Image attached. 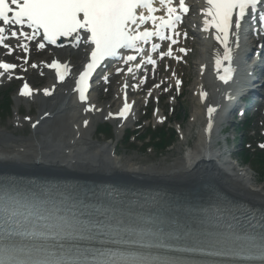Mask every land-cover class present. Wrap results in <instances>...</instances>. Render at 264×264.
<instances>
[{
  "label": "snow or ice",
  "instance_id": "snow-or-ice-1",
  "mask_svg": "<svg viewBox=\"0 0 264 264\" xmlns=\"http://www.w3.org/2000/svg\"><path fill=\"white\" fill-rule=\"evenodd\" d=\"M206 5L202 9L203 30L214 28L215 39L223 46V54L217 57L215 65L218 71L223 69L219 79L228 84L233 79L232 61L234 51L239 48L242 24H255L258 20L264 25V0H206ZM188 11L185 0H179L178 4L175 0H0V46L7 55L17 48L25 53L16 57L21 61L19 65L0 60V77L8 74V79H12V71L27 64L30 53L27 41L39 37L37 48L44 49L46 43L57 45L64 37L72 38L74 47L90 46V60L74 89L81 102L88 100L86 93L93 73L109 58L130 65L129 74L142 70L146 83V65L156 66L157 60L145 54L144 46L150 45L151 53H157L161 45L155 39L170 41L168 50L158 54L161 58L171 57V45H176L181 35L178 25ZM256 31L264 32V28ZM183 35L187 37L186 32ZM230 37H235L234 47ZM12 38L17 40L15 46L7 42ZM179 51L187 52L184 48ZM138 55L141 59L136 62ZM48 67L57 70L60 81L70 71L59 60ZM121 71L117 69L118 73ZM101 79L107 82L108 76ZM128 87L125 83V90ZM154 87L159 88L160 84ZM35 91L38 90L25 82L20 94L31 97ZM53 91L54 88L44 89V95L51 96ZM148 95L151 96V91ZM226 99L231 101L235 97L229 93ZM218 107L207 109L209 133ZM93 109L90 105L86 111ZM131 109L125 91L123 107L109 116L126 119ZM160 119L163 122L165 118ZM84 124L87 126L88 121ZM260 147L264 148V144ZM96 238H103L114 247L68 243ZM186 253L198 254L200 259L188 258L183 255ZM0 264H264V215L256 224L248 220L245 225L211 213L208 228H174L164 225L154 214L129 220L115 214L111 207L101 208L95 214L76 212L70 206L48 201L43 192L25 193L4 177L0 179Z\"/></svg>",
  "mask_w": 264,
  "mask_h": 264
},
{
  "label": "bare ground",
  "instance_id": "bare-ground-1",
  "mask_svg": "<svg viewBox=\"0 0 264 264\" xmlns=\"http://www.w3.org/2000/svg\"><path fill=\"white\" fill-rule=\"evenodd\" d=\"M197 22V21H196ZM246 24V23H244ZM242 24V26L244 25ZM199 28L201 26L197 24ZM203 27L202 32L203 33ZM192 31V35L197 38H191L190 41L182 42L186 47L192 48L193 46H201V36ZM23 41V38H20ZM40 41L38 37L36 40L27 41L30 47L31 59L37 60V57L41 59L35 61L34 64L38 65L33 67L31 65H23L18 67L15 71H12L11 75L15 77L17 71H22L25 77H32L31 75L37 70L41 71L45 76L50 78L48 86H44L38 92H34L31 97H24L19 94L17 103L21 101V98L28 99L27 101H34V104L40 109L38 116L35 118L33 124L34 135L30 139L25 140H10L3 139L4 144H0V174L9 175H36L48 178L59 179H73L89 181L94 184H114L123 187H132L131 189H144L151 191H158L160 193L171 195L179 202L186 205L193 203H200L204 206H208L212 203H228L230 201L246 202L253 208L259 209L264 213V187L262 189H252L253 178H250L247 173H242L237 169L233 163H227L231 174H228L223 169L216 168V165H210V170H203L202 159L206 156L204 153H211L216 147L217 138L214 137L220 129V122L225 118V115L221 113L224 100H226L227 93L230 88L222 89L220 86L216 87V94H211L207 90V86L211 85V81L205 77L200 76L199 82L195 80L196 76L201 75V70L205 69L203 62H193L189 57L184 58L185 63H178L175 60H168L164 64L163 70H158L156 76L161 78L164 74L168 84H175L176 81L183 82L184 78L193 79L190 80V87L184 91V94L190 93L191 98L194 100V106L191 109L193 115L191 126H196L199 121L206 119L207 125L209 123V116L207 109L208 99L214 97V106H219L216 113L213 114L212 120L214 123L213 130L216 129L212 135H207L206 130L202 133L198 132L194 145L190 144V137L185 138V144L189 145L190 150L186 157L177 158L173 164L161 163L159 165H145L138 162H134L133 159L127 160L120 157L117 147H113L108 143L106 146L96 147L91 142L90 134L86 133L85 120H89L91 128L94 127L97 119L103 116L110 117L113 121L122 119L116 115L109 116L108 110L116 109L117 102H121L127 91V97L134 94H140L143 89L152 79L147 78V82L144 80L139 87H134L137 83V79L142 70H136L134 74L127 72V67L123 61L118 60L115 64H110L106 68L110 69L108 74H101L102 76H108L107 82H114V87L111 91V95L107 94V98H113L101 105L94 107L93 110L86 111L90 105L93 106L95 101L101 102L100 98L92 96L89 103L80 104L76 100L75 86L71 84L74 80V73L77 72L86 59L87 52L85 51L89 46L80 44L79 47H74L72 38L66 40L67 44L62 48H55L46 44L44 49L37 51L35 44ZM11 45L15 46L17 40L12 38L7 41ZM231 46L234 47L235 37H230ZM221 50L220 56L223 54V46L220 44ZM0 46V60L13 59L14 62L21 64L20 60H17V56L25 55L20 49H16L12 55H7L6 51H2ZM174 49V46H171ZM185 47V48H186ZM169 48V47H167ZM239 48L234 51V58L232 61V67L237 72L236 65L239 62ZM42 53L44 56H39ZM128 54V53H126ZM153 55V58L158 55L157 53H148L146 55ZM264 57V52L262 53ZM201 56V53L199 54ZM140 58H137L136 62H139ZM217 59V58H216ZM32 60V61H33ZM59 60L64 64H67L70 68L67 74V79L60 81L55 74L54 69H50L48 65L51 61ZM135 63V62H134ZM201 63V64H200ZM225 65L227 62H224ZM196 69V73L191 69H187L184 74L182 72L183 67H191ZM148 65H146V68ZM264 66L258 64L254 65V70L259 72L263 71ZM27 69L26 71L24 69ZM123 69L121 72H117V69ZM200 70V71H198ZM1 71V69H0ZM182 72V73H181ZM174 73V75H173ZM182 74V75H181ZM98 78L99 80L101 78ZM194 77V78H193ZM8 79V74L0 79ZM4 79V80H5ZM13 79V77H12ZM5 80V81H6ZM4 81V82H5ZM11 80H9L10 82ZM101 84H105L103 79ZM129 85L125 90L124 84ZM258 83V82H257ZM138 84V83H137ZM166 82L163 80V84ZM181 83V88H182ZM214 82L212 81V86ZM259 85V84H257ZM98 86L94 83L93 88ZM176 87V86H175ZM51 96L44 95V89L53 90ZM174 87H172L173 89ZM93 89V90H94ZM92 90V91H93ZM223 91V92H222ZM207 93V96L204 95ZM111 96V97H110ZM36 98V100H33ZM140 100V99H139ZM139 100H135L134 106H138ZM130 103L132 104L131 100ZM33 105L32 103H30ZM132 105V112L129 119L126 121L120 120L124 125L127 121L135 122L140 117L139 109H134ZM99 112H98V111ZM119 111H117L118 113ZM47 113V115H46ZM115 114V112H111ZM208 117V118H206ZM120 118V119H119ZM62 119V120H61ZM63 121L62 129L52 128L47 129L44 127L46 123L51 121ZM39 121V123H37ZM69 121H72V130L69 128ZM129 123V122H128ZM74 125H78L74 128ZM189 136H193L190 132ZM194 137V136H193ZM12 142L10 144L9 142ZM188 146V147H189ZM219 153V152H217ZM117 154V155H116ZM116 155L115 157H113ZM219 157V154H216ZM207 164V163H206Z\"/></svg>",
  "mask_w": 264,
  "mask_h": 264
},
{
  "label": "rangeland",
  "instance_id": "rangeland-1",
  "mask_svg": "<svg viewBox=\"0 0 264 264\" xmlns=\"http://www.w3.org/2000/svg\"><path fill=\"white\" fill-rule=\"evenodd\" d=\"M200 56H198V53L196 54L195 57H193V61H199ZM190 69L192 70V74L194 72V68L193 65H191ZM149 75L151 77H153L152 73H149ZM30 82L34 85V87L37 88H41V86H44L46 84L47 78H43V76L40 75V72L36 73L35 75H33V77L31 79H29ZM156 82V84H159L160 82L158 81H154ZM154 84V85H156ZM20 82H13V83H8L6 82L5 84L0 85V94H9L12 93L13 97V114L12 117L9 118L7 121H4L5 118L0 117V144H4L3 139H12V140H25V139H30L33 135L34 132H32V126L31 123L26 124V126L23 127H19L18 126V118L22 123H27V119L30 118V120L34 117L36 118L38 116V113L40 111V109H38V107H36L35 105H31L29 106V104L22 100L19 103H17V99L16 96L18 94V92L20 91L19 88ZM153 85V87H154ZM189 87V85L186 86V88ZM170 88V87H168ZM167 88V89H168ZM149 89V87H148ZM110 90V87L105 86V88H101L100 92L99 91H95L93 92V94L97 97L101 96V102H107L108 100L106 99L107 97V93ZM166 91V90H165ZM110 94V92H109ZM158 97V95L155 93L154 96L150 98V103L149 106L147 107L146 105V101H144V99H146V96H142V100L140 102V105L144 106V109L141 110L140 114L142 116H146L148 117V119L151 120V123L153 126H162L161 124V119H159L157 121V116L154 114L152 115L151 113V109L156 105L155 101L156 98ZM170 98V97H169ZM111 100L113 99L112 97L110 98ZM169 102V104H168ZM166 103L168 105L165 106V114H169V112L171 113V111L173 110L174 112V116L172 117V122L171 121V117L169 116V122L170 123H165L164 125H167L170 127V125L175 126L179 131H180V135L178 134V139L174 142V144L172 145V147L163 155H161L159 152H157L156 150H152L149 152H145V150L142 148V145L140 146L138 143L136 142H130L127 143L124 141V136H125V131L121 130L118 134H115V138H114V142H109L111 143L113 146L118 145V150L120 151V157H123L124 159L130 160L133 159L134 162H138L140 164H145V165H159L161 163H166V164H173L175 162V160L177 158H181L184 157L185 152H187L189 149V145H184L185 144V140L184 137H190V144L194 145L196 138L198 137V132H199V128L201 130L202 126V120L199 121V124L197 123L196 126H191L190 124L192 123L191 120L193 119V115L191 114V109L194 106V100L191 98V94L187 93L184 95V97L182 98V100H180L179 102H175L172 99H168L166 101ZM17 108H20V115L18 114V110ZM157 112V111H156ZM155 112V113H156ZM181 113L182 114V119L181 118H177V114ZM254 112L252 111L248 117L246 118H251L252 114ZM24 115V116H23ZM25 116H27L25 118ZM187 116V119H185V117ZM181 119V120H180ZM62 120V119H61ZM98 121L96 122V124L94 125L93 128H89V130L86 131V133L90 134V138H91V142L93 143L94 146L96 147H100L101 145H103L105 142L104 138L99 135L98 133V127L101 124H104L103 121H106V119H97ZM237 122H239V120H237ZM251 124L249 125L248 128H246L245 130H241L240 132L235 130V127H231L229 133L226 134H221L220 130L216 133L217 135H219L218 138H220L222 140L223 144H220L221 148H225V140L228 139L229 137L232 138L229 140V147L231 148V150L233 151V148H235V146L233 144H236L237 147L240 144V139L244 138L245 141H249V142H261L264 139V117H259V118H255L253 120L250 121ZM63 121H51L50 123H46V125L44 127H46L47 129H52V128H57V129H62V125ZM69 128L71 131L72 130V121H69ZM147 123H143V121L141 120L140 123L134 125V122H130V125L132 127L136 129H139L140 127H142V132H146L148 127L146 126ZM113 127V126H112ZM235 130V131H234ZM189 132L194 136H189ZM240 133L242 134L240 136ZM186 135V136H185ZM197 136V137H196ZM236 142L234 141L235 138ZM187 139V138H186ZM240 140V141H239ZM235 142V143H234ZM10 144H12V142H9ZM189 146V147H188ZM217 146V144H216ZM236 147V148H237ZM225 150V149H224ZM234 153V162L237 159L239 162H243L241 161V157H239L236 153V149ZM239 170L244 174L247 173L248 176L250 178H253V183H252V188H258V189H262L264 187V180L263 178L260 176L259 172L257 171V166H255L254 164H242V166L239 168ZM263 176V175H262Z\"/></svg>",
  "mask_w": 264,
  "mask_h": 264
},
{
  "label": "trees",
  "instance_id": "trees-1",
  "mask_svg": "<svg viewBox=\"0 0 264 264\" xmlns=\"http://www.w3.org/2000/svg\"><path fill=\"white\" fill-rule=\"evenodd\" d=\"M162 137H163V141H162V139H161V137H154V139H161V141H162V147L164 148L165 147V145L167 144H165L164 145V143L166 142V134L165 133H163L162 134ZM164 145V146H163ZM244 149V148H243ZM245 151V150H244ZM247 156V158L249 157L248 155H246ZM255 159H256V164L258 165V166H260V170H261V172H262V174L264 173V152L263 153H257L256 154V157H255Z\"/></svg>",
  "mask_w": 264,
  "mask_h": 264
}]
</instances>
